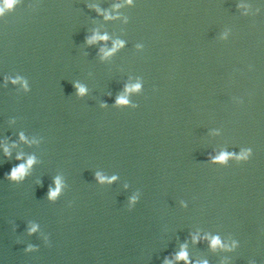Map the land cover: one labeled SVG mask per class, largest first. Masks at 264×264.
<instances>
[{
	"label": "water",
	"instance_id": "1",
	"mask_svg": "<svg viewBox=\"0 0 264 264\" xmlns=\"http://www.w3.org/2000/svg\"><path fill=\"white\" fill-rule=\"evenodd\" d=\"M0 9V264H264V0Z\"/></svg>",
	"mask_w": 264,
	"mask_h": 264
},
{
	"label": "clouds",
	"instance_id": "2",
	"mask_svg": "<svg viewBox=\"0 0 264 264\" xmlns=\"http://www.w3.org/2000/svg\"><path fill=\"white\" fill-rule=\"evenodd\" d=\"M14 3V0H6V5L8 7H11L12 4ZM3 9H0V12H2ZM139 87V86H137ZM220 159H223V157H221ZM31 163V161L29 162ZM24 172V167L23 166H20L19 169H14L13 172H12V176L13 177H16L17 175H19L20 173H23ZM56 193H53L52 195L54 196ZM214 243H219V240L217 239L216 241H214ZM182 256L184 255L183 253L181 254Z\"/></svg>",
	"mask_w": 264,
	"mask_h": 264
}]
</instances>
